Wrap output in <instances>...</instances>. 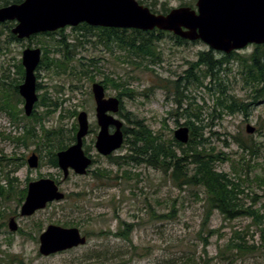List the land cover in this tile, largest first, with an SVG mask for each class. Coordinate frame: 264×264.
I'll return each mask as SVG.
<instances>
[{
	"label": "rangeland",
	"instance_id": "1",
	"mask_svg": "<svg viewBox=\"0 0 264 264\" xmlns=\"http://www.w3.org/2000/svg\"><path fill=\"white\" fill-rule=\"evenodd\" d=\"M7 1L10 4L14 0ZM137 1L159 12L163 6L169 11L181 6L197 9L196 0ZM16 24V21L0 24V45L3 48L0 51V77L5 68L21 60L23 51L29 46H45L49 49L50 58L62 59L64 51L54 52L60 48L55 46L57 40L67 41L72 59L70 65L75 69H68L65 73L62 69L41 66L37 70V81L41 84L37 89L39 100L46 96L52 104L49 109L44 106L36 108L37 116L44 117V125L48 129L62 128L65 142L70 143L69 138L77 133L76 124L79 129L78 114L87 112L89 123L96 131L84 138V148L95 156L96 163L86 175L71 172L64 179L62 170L50 164V149L56 148L57 140L53 139L51 147L46 146L41 136L42 124L35 125L37 137L28 146L20 145L9 136L24 135V126L30 121L20 123L17 128L8 114L0 112V158L15 159L0 173V186L9 189L7 176L17 179L14 182L16 191L27 188L32 181L51 178L59 182L60 190L66 195L63 201L53 202L32 216L21 215L24 201L20 202V196L11 195L8 200L0 197V264H264V241L260 231L264 228V220L258 226L250 216L226 219L218 211H212L207 219L209 211L202 188L181 189L172 181L170 174L146 165H113L95 148L98 129L92 93L94 82L104 81L107 77L126 82L133 91L130 95L112 86L106 89L108 97L121 95L122 114L131 113L167 138L174 137V131L184 125L188 117L169 115L177 107L173 96L162 88L165 84L162 80H175L184 75L191 68V63L198 60L199 52L210 50L207 44L202 41L179 44L171 34H163L156 43L164 61L155 65L150 59H142L127 49L119 48L115 42L108 47L102 43L96 30L75 31L67 27L63 34L57 31L52 36L11 41L9 33ZM75 44L79 45L76 47ZM254 49L255 45H250L239 53L247 56ZM214 53L217 58L224 56ZM92 60L93 66L88 67ZM125 60L130 62L125 63ZM223 67L230 68L223 73L225 80H229L230 93L239 101L254 102L249 106L248 114H222L212 119L210 113L213 112L214 98L206 89L189 84L181 86V91L195 97L204 108V123L211 125V133L205 135L210 140L209 145L216 152H222L221 156L232 158V161L218 162L216 169L232 174L234 165L239 168L241 156L250 161L249 175L245 176L249 180L242 182L244 193L240 194L239 205L242 211L253 208L264 214V99L253 100L241 74L240 61H232ZM56 103L57 111L48 115L50 110L56 109ZM75 113L78 114L74 116ZM117 117L124 126L131 127L120 113ZM248 125L255 128L251 134L246 130ZM233 136H239L248 144L254 143L253 154L250 151L244 153ZM128 147L124 142L112 156H125L129 152ZM33 153L39 157L36 169L30 168L27 162ZM97 173L103 175L99 177ZM77 193L81 196L74 195ZM69 194L70 197L67 196ZM11 218L18 224L17 231L9 229ZM66 220L79 223V226L67 228H79L87 237V244L51 256L40 254L41 234L49 225L63 226L58 222ZM122 222L134 224L129 240L116 235ZM232 239L245 243L246 248H230L228 245Z\"/></svg>",
	"mask_w": 264,
	"mask_h": 264
},
{
	"label": "trees",
	"instance_id": "2",
	"mask_svg": "<svg viewBox=\"0 0 264 264\" xmlns=\"http://www.w3.org/2000/svg\"><path fill=\"white\" fill-rule=\"evenodd\" d=\"M0 1H3L0 7L9 4L7 0ZM21 1L22 0H14L12 3H20ZM140 3L142 4V2ZM154 4V2L151 3L152 6H154ZM151 11L154 13L166 14L169 12V9L163 6L161 12H159L152 7ZM73 30H96L98 31L102 43L108 47L111 43L115 42L118 44L119 48L124 50L127 49L137 57L150 59L152 64L156 65L164 61L156 42L163 34H166V32L158 30L143 32L139 30L95 28L87 24L79 25ZM156 33L159 35H156ZM52 35V33H42L37 36ZM9 36L11 41L20 42L11 31ZM171 37L179 44L189 43L174 35ZM78 41L81 43L82 40L78 38ZM56 44L55 47L60 48L57 50L55 49L54 52L61 53L64 51L63 58H50L49 49L42 46L43 56L41 65L45 66L47 69H51L52 67L62 69L65 73L68 72V69H75V67L70 65L72 59L69 56L70 45H68L67 41L57 40ZM78 45L75 44L74 46L77 47ZM2 49L0 45V51H2ZM232 61H240L243 68L241 74L243 75L245 85L250 89V93H252L253 100L257 102L260 99H264V45L255 46L254 51L247 56H243L239 52L234 51L227 56L217 58L214 51L211 49L208 51H201L198 54V60L191 63V68L186 70L184 75L178 76L175 80H162L165 82L162 88L169 91L168 95L173 96V100L177 107L176 110L170 112L169 115L174 117H188L184 125L190 128L189 142L187 144H182L174 137L167 138L164 133L155 131L146 121L133 117L131 113L121 114L125 121L131 125V127L124 126L125 144H128L129 152L125 156H111L109 160L113 165L119 167L122 165L136 164L138 166L146 165L163 171L165 174H170L172 181L181 189L186 187L202 188L206 196L205 201L209 211L207 219H209L212 211H218L226 219H234L243 215L250 216L255 224L261 226L263 224L264 214H261L259 210L253 208H251V211H242V207L239 205L240 194L244 193V190H242V182L249 180L245 176L249 175L247 170H249L251 166L250 161L246 159L245 156H241V160L238 161L240 166L238 168L234 165V173L232 174L219 172L216 169L218 162L232 161V158L221 156L222 152H216L215 148L209 145L210 140L205 135L207 132L208 134L211 133V125L204 123V108L198 104L195 97L185 95L181 91V86L189 84L206 89L214 98L213 112L210 113L212 119H214L216 115L221 116L222 114H248L249 106L253 105L254 102L249 104L237 100V98L230 93L228 86L229 80H225V76H223L224 72L230 70V68H224L223 65H227ZM124 62L129 63L130 61L125 60ZM12 64L13 65H9V67L5 68L4 74L0 77V112L8 114L17 128H19L22 122H30H27L24 126V135L15 137L9 136V138L20 145L28 146L30 141L37 137L35 125L42 124L43 135L41 136L46 146L51 147L50 143H52L53 139L57 140L56 148L50 149V164L54 167H59L57 152L70 147L72 145L71 142L76 141V136L74 135L72 138H69L70 143L65 142V134L62 128L58 130L48 129L44 125V117L37 116L36 108L44 106L49 109L52 106L50 102L51 99H48L46 96H41L39 102L35 105L34 113L30 117L24 114V110L21 108L24 100L19 94V85L23 82L25 69L21 60H19L18 63L14 62ZM92 64H94L93 61L88 67L90 65L93 66ZM84 66L85 65L82 63V67ZM194 70L196 71L195 73ZM85 72L88 73L89 71L86 70ZM92 80L94 81L95 78H92ZM100 83L103 84L106 89L112 86L120 92L124 91V93L128 94L133 92L128 88L129 85L126 82H117L109 77L104 81H100ZM171 91H173V93H171ZM57 106L58 103L55 104L56 109L50 110L47 114L49 115L57 111ZM76 114L78 113H75L74 116ZM165 128H167V126H165ZM75 130L77 131V124ZM233 140L244 153L250 151V153L253 154L252 149L254 143L248 144L245 140L239 138V136H233ZM225 143H227L226 140ZM14 160V158L7 159L1 157L0 173H2L4 166H7L8 163ZM102 175L103 173H97L99 177ZM7 178L10 184L9 189L0 186V197L4 200H8L11 195H15L18 197L20 196V202L24 201L27 195V188L16 191L14 182L17 181V179H10L8 176ZM70 195L71 194L67 196L70 197ZM74 195L77 197L81 196L80 193ZM1 215L2 213L0 212V216ZM160 217L158 216V218ZM58 224L65 227L79 226V223H75L74 220L60 221ZM133 226L134 224L122 222L119 226V233L116 235L129 240ZM260 231L262 240L264 241V228H260ZM20 232L23 233L22 230H20ZM228 246L240 250L246 248L245 243H237L235 239H232Z\"/></svg>",
	"mask_w": 264,
	"mask_h": 264
},
{
	"label": "water",
	"instance_id": "3",
	"mask_svg": "<svg viewBox=\"0 0 264 264\" xmlns=\"http://www.w3.org/2000/svg\"><path fill=\"white\" fill-rule=\"evenodd\" d=\"M196 8L181 6L168 13H153L150 8L137 0H23L0 7V24L16 21L11 29L19 40L32 36L55 32L66 27L87 24L92 27L128 29L139 31L160 30L190 42L202 41L213 51L229 55L249 45H264V0H196ZM42 60L39 47L26 48L22 53L25 69L19 94L24 99V113L30 117L39 101L36 72ZM96 102V117L100 131L96 149L103 156H109L121 149L125 136L124 123L113 114L120 111L121 101L117 97L106 98L105 87L101 83L92 85ZM79 129L76 142L57 153L58 166L64 179L73 172L86 175L92 159L83 149L84 138L89 133L88 113L78 114ZM116 127L112 134L110 126ZM248 133L255 128L248 125ZM174 138L187 144L190 128L180 126L174 131ZM32 169L39 166V157L33 153L27 160ZM66 195L58 183L51 178H41L28 185L26 198L21 206L22 216H32L53 202L63 201ZM11 231L18 230L14 218L9 221ZM87 237L79 228H67L51 224L40 236V254L51 256L87 244Z\"/></svg>",
	"mask_w": 264,
	"mask_h": 264
},
{
	"label": "flooded vegetation",
	"instance_id": "4",
	"mask_svg": "<svg viewBox=\"0 0 264 264\" xmlns=\"http://www.w3.org/2000/svg\"><path fill=\"white\" fill-rule=\"evenodd\" d=\"M21 2H23V0L21 1ZM20 2V3H21ZM60 31V33H62L63 34V31H64V29H62V30H59ZM57 32V31H56ZM54 33V32H53ZM34 38V36L32 37V38H30L31 40ZM19 40V39H18ZM29 40V39H28ZM19 41H21V40H19ZM68 45H70V44H68ZM30 47V46H29ZM43 51V50H42ZM92 61H94V60H92ZM42 65L40 64V66H39V68L41 67ZM38 68V69H39ZM37 69V70H38ZM25 76V75H24ZM36 77H37V72H36ZM94 83H100V82H94ZM93 83V84H94ZM92 84V85H93ZM103 85V84H102ZM37 86H39V87H41V84H39L38 83V81H37ZM104 86V85H103ZM105 87V86H104ZM105 90H106V88H105ZM110 97H117V98H119L120 99V101H121V108H120V110H122V105H123V101H122V98H121V95H118V96H110ZM106 98H109L108 96H107V90H106ZM23 109H24V103H23ZM96 110V109H95ZM118 113H120V115L122 114V112L121 111H119ZM118 113H116V114H113L117 119H119L118 117H117V115H118ZM122 116V115H121ZM123 117V116H122ZM88 118H89V116H88ZM122 121V120H121ZM123 122V121H122ZM93 128V126H92V124L91 123H89V133H88V135L87 136H90V135H92L93 133H95V131H96V129H92ZM96 128L98 129V133H99V131H100V127H99V125H98V120H97V117H96ZM122 130H123V133H124V125H123V128H122ZM109 131H110V133H114L115 131H116V127L115 126H113V125H111L110 126V128H109ZM98 133L96 134V140H97V136H98ZM77 134V133H76ZM76 136V135H75ZM75 142V141H74ZM73 142V143H74ZM95 145H96V141H95ZM124 145V144H123ZM84 146H86L85 145V139H84ZM84 146H83V149H84V151H85V153H86V155L88 156V157H90L91 159H92V164H94V163H96V159H95V156L90 152V150H85V148H84ZM95 148H96V146H95ZM99 154V153H98ZM100 156H102L101 154H99ZM113 154H111V155H109V156H104V157H107V158H110L111 156H112ZM92 166V165H91ZM90 171V169L88 170V172ZM87 172V173H88ZM73 173V172H72Z\"/></svg>",
	"mask_w": 264,
	"mask_h": 264
}]
</instances>
